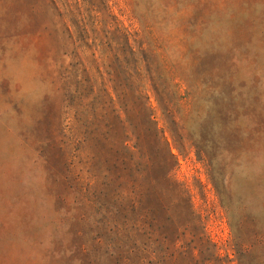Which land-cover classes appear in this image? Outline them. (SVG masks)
Masks as SVG:
<instances>
[{"label": "rangeland", "instance_id": "1", "mask_svg": "<svg viewBox=\"0 0 264 264\" xmlns=\"http://www.w3.org/2000/svg\"><path fill=\"white\" fill-rule=\"evenodd\" d=\"M0 264H264V0H0Z\"/></svg>", "mask_w": 264, "mask_h": 264}]
</instances>
